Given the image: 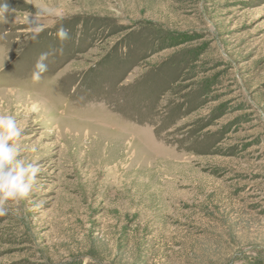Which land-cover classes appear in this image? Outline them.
I'll use <instances>...</instances> for the list:
<instances>
[{
    "label": "rangeland",
    "instance_id": "obj_1",
    "mask_svg": "<svg viewBox=\"0 0 264 264\" xmlns=\"http://www.w3.org/2000/svg\"><path fill=\"white\" fill-rule=\"evenodd\" d=\"M5 2L0 111L41 172L0 264H264V0H47L36 41Z\"/></svg>",
    "mask_w": 264,
    "mask_h": 264
},
{
    "label": "clouds",
    "instance_id": "obj_2",
    "mask_svg": "<svg viewBox=\"0 0 264 264\" xmlns=\"http://www.w3.org/2000/svg\"><path fill=\"white\" fill-rule=\"evenodd\" d=\"M25 3L35 8L34 13L25 12L20 21L27 25L24 35L32 41H36L45 30L43 23L45 18L57 17L60 21L65 19L58 8L50 5L47 0H25ZM12 13L16 15V9L9 3L0 4V22L8 23V15ZM6 35L7 32L4 33V36ZM55 35L61 42L70 38L69 30L62 23ZM54 54L55 50L40 54L31 73L34 83H38L42 75L48 71L47 61ZM23 134L24 128L18 123L17 116L8 111H0V217L9 213L21 215L20 204L31 196L41 172L36 160H30L22 155L25 151L20 142ZM36 150L35 146L30 149L32 152ZM41 206V202L33 201L34 208L38 209Z\"/></svg>",
    "mask_w": 264,
    "mask_h": 264
}]
</instances>
